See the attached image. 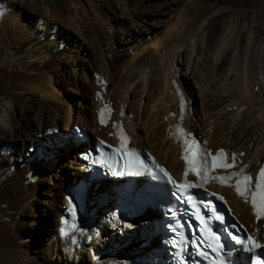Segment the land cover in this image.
<instances>
[{"label": "bare ground", "instance_id": "6f19581e", "mask_svg": "<svg viewBox=\"0 0 264 264\" xmlns=\"http://www.w3.org/2000/svg\"><path fill=\"white\" fill-rule=\"evenodd\" d=\"M114 1L0 0V264H45L46 261L42 262V259L46 258L51 264H79L84 249L89 251L88 264H100L125 250H135L141 241L137 230L142 233L148 226L150 217L141 215L127 220L121 228L92 230L89 228L91 222L87 218L88 210L74 222L65 224L62 208L59 210L54 205L55 214L59 213V216L56 226L51 227V230H55L50 242L67 255L68 261H62L53 249L31 248L28 243L30 239L25 238L20 227L32 209L29 197L33 193L35 181L41 180L40 171L52 166L57 156L64 151L71 150L73 155L77 152L72 151L74 144L69 137L45 129L51 125L58 126L61 119L62 131L78 121L95 133L89 135L90 140L98 135L108 142L115 139V123L119 119L124 124L130 145L149 149L170 173L178 175L182 169V159L175 132L178 102L170 84V78L173 77L186 103L182 120L184 126L202 135L211 149L223 147L229 158L235 154L237 161L247 162L246 169L251 172L256 170L264 157V49L257 48L255 44L250 47L247 40L250 31L246 34L242 28L240 33L222 34L216 45L208 48L211 65L210 61L200 57V35L208 26L211 30L207 38L212 42L218 29L215 17L219 13L211 16L212 10L207 11L208 8L194 9L189 23L183 24L180 30H170L166 38L151 46V52L145 54L142 49L131 56L126 64L129 68L134 66V71L123 68L122 79L116 80L113 87L114 94H109L110 86L105 88L106 93L103 94L101 81L112 84L115 81L114 73L109 72L108 66L114 35L107 36L101 30L102 27L111 30L105 16L102 17V6L104 4L117 12L124 21L127 12H138L141 0ZM32 7L34 9L31 10ZM202 18L208 20L199 24ZM254 30V41L264 42V26L261 22L254 25ZM70 42L77 46L74 48ZM184 42L188 43L189 49L186 63L183 64L180 57L176 60L170 54V48ZM86 44L95 47L97 59L91 68L94 75L90 80L92 84H89L95 110H92V118L84 115L87 112L85 109L83 114L79 111L70 113L69 109L62 116L57 109L59 106L54 103L62 97L55 92L53 84L68 80L70 71L74 75L80 65L78 52ZM128 78L129 83H126ZM72 82L75 85L81 83L74 79ZM131 88H138L139 93L135 95L134 91L130 92ZM96 90L101 92V98L94 95ZM22 93H38L39 100L35 111L36 126H30L26 131L23 129L25 136L17 137L20 123L15 117V106ZM195 94L200 98L201 110L204 112L201 118L196 114ZM108 98L116 100L115 116L113 122L110 120L102 124L96 109L101 104H107ZM119 107L124 109L123 114L117 113ZM110 114V111H106L108 120ZM199 121L204 122V131H201L203 128ZM43 128L46 136L38 132L43 131ZM55 136V139L44 143L47 137ZM26 139L31 143L26 142ZM37 143L39 150H36ZM45 152L48 154L41 160ZM75 163L78 162L75 160ZM75 167L78 169L77 164ZM34 171L35 175L31 177ZM98 184L101 190L96 191ZM98 184L87 190L90 191L88 199L92 203L89 207L95 205L97 211L100 206L95 201L106 198L102 191L110 186L111 181L103 179ZM212 187L224 195L231 211L247 230L264 239V218L257 221L251 204L236 196L233 187L222 186L221 183ZM114 234L118 236L114 237Z\"/></svg>", "mask_w": 264, "mask_h": 264}, {"label": "rangeland", "instance_id": "374dc122", "mask_svg": "<svg viewBox=\"0 0 264 264\" xmlns=\"http://www.w3.org/2000/svg\"><path fill=\"white\" fill-rule=\"evenodd\" d=\"M104 1L110 3L115 2L114 0H108V1L104 0ZM136 1L139 2V0ZM139 3L140 5L138 4V8H137L138 12L131 14L130 12L129 14L127 12L126 13L127 16L126 19L124 18L125 19L124 21L117 12L111 10L110 8H107V6L104 4H103L104 8L102 6V9L104 11V12L102 11L101 13L102 17L105 16L104 18H106L107 24H110L111 30H106L103 27L101 28V30L103 29L102 32L105 33V35L107 36H109L110 34L112 36L114 35L113 36L114 41L110 48L111 52L109 55L108 66H109V72L114 73L113 80L115 81V83L113 84L108 83L106 80L101 81L100 83L102 84L101 91H103V94L106 93V91L104 90L107 86L111 87V89L109 90V94L111 93L114 94L115 91L113 87L116 84V80L122 79L124 73L122 71L123 68L124 69L127 67L129 68V65L126 64V62L130 60L131 56L135 55L136 52L138 53L142 49L145 50V51L142 50L143 53L145 54L151 52L157 41H162L164 38H166L167 35L170 33V30L171 31L175 29L180 30L183 27V24L185 26V24L189 23L193 11L195 10L197 11L198 9L203 7L208 8L207 11L212 10V12L210 13L212 14L211 16H213V14L219 13V16L215 17L217 22L216 27L218 29L215 32L214 38H212L211 40L212 42L210 43L207 38L209 31L211 30V28H209L208 26L205 29L204 33L203 34L201 33L200 35L202 37V47L204 45V48L201 47L200 57L210 61L211 65H212L211 55L209 53L208 48L212 45H216L218 40L221 38L222 34L227 35L228 32L236 34L237 32L240 33L241 29L244 28L246 30V34H248V32L250 31L249 32L250 34L247 39L249 41L248 44L250 45V47H254L255 44L257 48L264 49V42H262L261 40L258 42L254 41V36H255L254 25L257 24V22H261V24L264 26V0H141ZM30 9L32 10L34 8L32 7ZM140 10L141 13L139 12ZM116 11H118L117 8ZM103 13H105V15H103ZM35 16L37 17V15H34V17ZM201 20L202 21H200L199 24H201V22L203 21H207L208 19L202 18ZM76 39L81 41L80 38H76ZM69 44L73 45L74 48L77 46L76 43L72 44L70 42ZM182 44L176 46L177 48L171 47L170 54L173 55L176 58V60L178 57H180L181 58L180 60H182L184 64L186 63L188 57L189 45L186 42ZM248 44H247V48L249 47ZM194 51H196V49ZM78 54H79L78 62L80 65L76 69L74 75H72L70 71L68 80H64L62 83L60 82L53 84L55 86L54 88L56 89L55 92L58 93V96L61 95L59 96L60 98L61 97L63 98V99L59 98L60 101L56 99L58 103L57 102L54 103L57 106H59L57 107V109L62 116H64L67 110L69 111V109H70V113H75L79 111L81 112V114L84 113L82 111L83 109H85L87 110V112L85 111L84 115H86L89 118H92L93 115L92 110L93 111L95 110L94 107L95 105L93 104L91 99L93 93L91 92V88H90V85L92 84V81L90 80L93 79V75H94L93 70L91 69L92 65H94L97 61L95 55V47L93 45L86 44L84 48L79 50ZM134 68H135L134 66H130L129 69L134 71ZM73 79L81 83L75 85V83L72 82ZM128 80L130 79L128 78L126 80V83H129ZM82 84H85V86ZM137 89L131 88L129 89V91L130 92L134 91L135 95H137L139 93V89L138 90ZM94 95H96V97L98 98L102 97L101 92L98 90L94 92ZM143 96L145 97V93L143 94ZM143 99H144L143 101H145V98ZM38 100H39L38 93H30V94L22 93L20 95V99L18 100L15 106V117L18 124L20 123L19 129L16 131L17 137H20L22 135L25 136L24 130L26 131L27 129H29L30 126L31 127L36 126L35 111L38 106ZM64 100H67V102ZM195 100L197 106L196 114L199 115L201 118L203 117L204 112L201 110V103L199 101L200 98L197 97V94H195ZM106 103L111 112L110 120L111 122H113L114 120L113 117L115 116V107L117 104L116 100L114 98H108L106 100ZM141 104H142V99L140 101V105ZM76 123H81V122L77 121ZM199 123L203 128L201 131H204L205 130L204 122L199 121ZM62 126H63V121L61 119L58 122V126H54V127L62 129L63 128ZM85 128L88 135L95 134L93 131L90 130L89 127H85ZM42 130H44V128ZM45 131L46 130H44L43 134L46 136ZM55 138L56 136L50 137L49 139L47 137L44 143L47 144L49 140ZM17 141L20 142L21 140H17ZM26 142L31 143L27 139ZM38 143L36 145V150H39L40 148ZM6 144L7 143H5V145ZM23 147L25 150L26 146L24 145ZM76 150L79 149L74 148V150L72 151L75 152ZM46 154L48 153L45 152L42 154L41 160H43V156ZM75 166H76L75 155H73V153H71V150H69V151H64L63 154L57 156V160H55L52 163V166L46 167L47 170L45 169L44 171H40L39 176L40 177L42 176V178L41 180L39 179V181L38 179L35 181L36 185L33 188L32 195L29 197L30 198L29 203H31L30 207L32 209H30L28 214H26L25 223L22 224L20 227L21 230L24 232L23 235L25 236V238L30 239L28 240V243H30L31 248L36 247V248H41V250L43 248L48 251H51L50 249H53L55 253L58 252L60 258L64 262L68 261L67 255L64 254V252L61 249L55 248L53 244L50 242V239L52 238V234L55 230V229L51 230V227L53 228L56 226L59 216V213L55 214L54 207L56 206V208L61 210L62 208L61 205L62 204L64 205L63 203L64 201L62 200L64 185L69 184V182L72 179L77 178V176H81L79 175V171L81 170L79 168L77 169V167ZM37 171L39 170L37 169ZM20 175L23 174L21 173ZM33 175H35V171L34 173H32L31 177H34ZM33 180H35V178ZM88 195H90V191ZM115 236L118 235L114 234V237ZM114 246L116 247L115 244ZM53 250L52 252H54ZM88 252L89 251H87V249H84L83 251L84 254L82 255V260L80 261L79 264H88L90 257ZM42 262H45V264H51L47 258L45 260L42 259Z\"/></svg>", "mask_w": 264, "mask_h": 264}, {"label": "snow or ice", "instance_id": "6c2138e0", "mask_svg": "<svg viewBox=\"0 0 264 264\" xmlns=\"http://www.w3.org/2000/svg\"><path fill=\"white\" fill-rule=\"evenodd\" d=\"M110 111L107 105H105L104 109L100 110V122L103 124L105 120L103 118L104 112ZM177 132H180L181 129L178 127L176 129ZM122 140L126 139L122 136L120 137ZM103 143V142H101ZM187 145L185 148V155L182 156V159L185 160L186 164L189 166L186 168L184 176L187 177L188 171L191 170L195 175H197L203 183H209L211 180H216L221 183L222 186L233 187L236 191L237 195L242 197L245 202H249V196L251 197V205L253 208V214L256 216L257 221L261 218H264V167L259 169L255 180L250 175L245 174V169L248 167L247 165H242L239 168L236 166V157L235 154L232 155V163H228V157L224 153L223 149L217 151L215 155L208 153L207 151H200L198 146L193 141L190 145L187 140L185 141ZM124 147V143L122 142L121 148ZM191 154V158H189L188 154ZM127 155V153H125ZM240 155H243L242 153ZM133 164L136 165V170H133ZM127 169L128 175H138L140 174V169H146V165L139 159L128 160L125 165ZM160 173L163 174L164 177L167 178L168 182L171 183L175 189L174 195L178 200H182L185 203L191 202L193 200V196L190 195V190L192 187L201 186L199 183L191 184L188 183L187 180L184 181L183 184L178 183L173 179L171 175L159 165L156 166ZM236 169L231 173L226 175H218L209 177V172L214 171L215 169ZM125 174L121 171H117V175ZM253 184L255 186V190H253ZM215 195V194H214ZM221 199H223L221 197ZM74 211V210H73ZM63 223H67L66 221ZM72 227H75L73 225ZM62 231H64L62 229ZM205 231L208 232L207 228ZM210 239L213 243L209 244L208 247L216 254L217 259L213 261V264H224L223 259H221V254L224 248V245L220 243V237L215 233L208 232ZM232 240H234L237 244L244 246L250 252H256L257 250L264 249V244L258 242L254 239L253 236H247L245 238H239L237 236H232ZM202 255H207L206 252L201 253ZM258 255V253H257ZM253 264H261L259 259L253 260Z\"/></svg>", "mask_w": 264, "mask_h": 264}]
</instances>
